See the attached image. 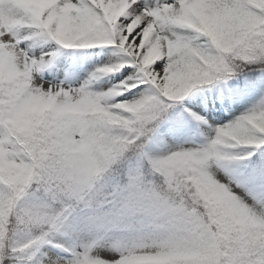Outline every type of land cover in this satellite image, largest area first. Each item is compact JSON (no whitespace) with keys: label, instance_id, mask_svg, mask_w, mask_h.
Instances as JSON below:
<instances>
[{"label":"snow or ice","instance_id":"1","mask_svg":"<svg viewBox=\"0 0 264 264\" xmlns=\"http://www.w3.org/2000/svg\"><path fill=\"white\" fill-rule=\"evenodd\" d=\"M0 264H264V0H0Z\"/></svg>","mask_w":264,"mask_h":264}]
</instances>
